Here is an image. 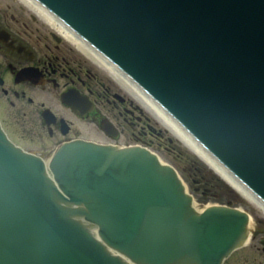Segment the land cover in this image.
<instances>
[{
    "label": "water",
    "instance_id": "95a60500",
    "mask_svg": "<svg viewBox=\"0 0 264 264\" xmlns=\"http://www.w3.org/2000/svg\"><path fill=\"white\" fill-rule=\"evenodd\" d=\"M264 201V0H39ZM141 147L48 165L0 128V264H221L248 235Z\"/></svg>",
    "mask_w": 264,
    "mask_h": 264
},
{
    "label": "flooded vegetation",
    "instance_id": "af4514ba",
    "mask_svg": "<svg viewBox=\"0 0 264 264\" xmlns=\"http://www.w3.org/2000/svg\"><path fill=\"white\" fill-rule=\"evenodd\" d=\"M30 23L0 5V123L12 141L44 158L74 140L164 148L127 88L98 72L75 44ZM250 243L264 255V228Z\"/></svg>",
    "mask_w": 264,
    "mask_h": 264
},
{
    "label": "rangeland",
    "instance_id": "374dc122",
    "mask_svg": "<svg viewBox=\"0 0 264 264\" xmlns=\"http://www.w3.org/2000/svg\"><path fill=\"white\" fill-rule=\"evenodd\" d=\"M0 5H9L10 13L16 18L23 21L31 22L30 27L39 26L48 31H52L49 23L43 19L36 11L26 4H21V0H0ZM31 17L36 18V23L31 21ZM94 67L98 72L109 77V71L106 67ZM140 101V100H139ZM147 117L150 118V124L156 129H160L164 133L163 138H171L172 143H169L168 148L155 149L149 147L151 151L156 153L160 160L166 164L173 166L178 175L183 180L187 191L194 198V205L201 209L206 205L219 204L221 201H229L232 206H236L246 211L250 215L251 230L256 228L263 229L264 227V211L257 206L253 201L244 197L239 191L235 190L222 176L202 160L194 151L183 144L174 133L168 130L162 122L153 116L150 111L141 101L139 102ZM20 142V141H19ZM167 143V142H166ZM182 153V155H181ZM214 182V185L210 184ZM214 180V181H213ZM208 181V182H207ZM220 181V182H219ZM220 200V201H219ZM251 240L236 251L232 258L225 264H258L264 262V255L254 245Z\"/></svg>",
    "mask_w": 264,
    "mask_h": 264
},
{
    "label": "bare ground",
    "instance_id": "6f19581e",
    "mask_svg": "<svg viewBox=\"0 0 264 264\" xmlns=\"http://www.w3.org/2000/svg\"><path fill=\"white\" fill-rule=\"evenodd\" d=\"M24 4L36 11L38 15L43 17V19H45L53 29L62 34L64 38L68 39L72 44H75L80 51L94 61V64H96L97 67H106L110 72L109 74L118 80L124 87L128 86V89L130 90L129 92L133 95L135 93L136 98L139 99L150 111H152L153 116L158 118L168 130L172 131L183 144L194 151L202 160L221 174L226 181H228L237 191L240 192V194L257 203V205L264 211V207L242 185L236 182L233 177L210 156L209 153H207L184 129H182L172 118H170V116L160 109L145 93H143L140 89H137L136 86L124 75L119 73L110 62H107L104 58L87 47L82 41L69 32L64 25L56 22V20L50 14L45 12L36 2H34V0H24ZM248 227L250 228L251 225L249 224Z\"/></svg>",
    "mask_w": 264,
    "mask_h": 264
},
{
    "label": "clouds",
    "instance_id": "9594fccd",
    "mask_svg": "<svg viewBox=\"0 0 264 264\" xmlns=\"http://www.w3.org/2000/svg\"><path fill=\"white\" fill-rule=\"evenodd\" d=\"M24 3V0H21V4H23Z\"/></svg>",
    "mask_w": 264,
    "mask_h": 264
}]
</instances>
